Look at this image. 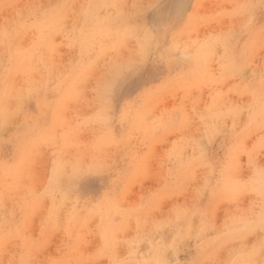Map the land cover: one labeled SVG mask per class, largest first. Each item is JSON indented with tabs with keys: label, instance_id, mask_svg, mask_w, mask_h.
Masks as SVG:
<instances>
[{
	"label": "rangeland",
	"instance_id": "374dc122",
	"mask_svg": "<svg viewBox=\"0 0 264 264\" xmlns=\"http://www.w3.org/2000/svg\"><path fill=\"white\" fill-rule=\"evenodd\" d=\"M263 112L264 0H0V264H264Z\"/></svg>",
	"mask_w": 264,
	"mask_h": 264
},
{
	"label": "bare ground",
	"instance_id": "6f19581e",
	"mask_svg": "<svg viewBox=\"0 0 264 264\" xmlns=\"http://www.w3.org/2000/svg\"><path fill=\"white\" fill-rule=\"evenodd\" d=\"M115 1H116V0H115ZM100 2H101V1H100ZM146 2H147V1H146ZM153 2H154V1H153ZM105 4L107 5L106 2H105V3H103V2L100 3V5H104V6L106 7ZM113 5H114V4H113ZM117 6H118V5H117ZM107 7H108V6H107ZM109 7H110V6H109ZM138 7H139V6H138ZM102 8H103V7H102ZM119 9H120V8H119ZM144 9H145V8H144ZM90 10L94 11L95 9L93 8V9H90ZM112 10H113V9H112ZM114 10H115V9H114ZM116 11H117V10H116ZM116 11H115V12H116ZM71 12H73V11H71ZM108 12H109V11H108ZM117 12H118V11H117ZM138 12H139V11H138ZM100 13H101V12H100ZM126 13H127V12H126ZM97 14H98V13H97ZM124 14H125V13H124ZM118 15H119V14H118ZM126 15H127V14H126ZM94 16H95V15H94ZM110 17L113 18V16H110ZM123 17H124V16H123ZM132 17H133V16H132ZM107 18H109V17H107ZM107 18H106V19H107ZM116 18H117V17H116ZM76 19H77V18H76ZM104 19H105V18H104ZM113 19H114V18H113ZM113 19H112V21H114ZM73 20H74V19H73ZM107 20H108V19H107ZM120 20H121V19H120ZM123 20H124V19H123ZM126 20H127V19H126ZM108 21H109V20H108ZM132 21H133V20H132ZM135 21H136V20H135ZM71 22H72V21H71ZM126 22H127V21H126ZM72 23H73V22H72ZM72 23H71V25H72ZM128 23H129V21H128ZM130 23H133V22H130ZM134 23H135V22H134ZM121 26H124V25L121 24ZM117 27H118V29L121 28V27H119V26H117ZM124 27H125V26H124ZM126 27H127V26H126ZM111 28H112V27H111ZM73 29H74V28H73ZM73 29H72V30H73ZM112 29H113V28H112ZM114 29H117V28L114 27ZM97 30H110V29H109V27H108L106 24L101 23V24H99V25L97 26ZM124 30H125V29H124ZM113 31H114V33H112V34H113V36H114L116 30H113ZM142 31H143V30H142ZM104 32H107V31H104ZM136 32H137V31H136ZM92 33H93V32H92ZM92 33H91V35H92ZM108 33H109V35H110V32H108ZM121 33H123V31H122ZM140 33H141V31H140ZM106 34H107V33H105V35H106ZM141 34H142V33H141ZM99 35H100V34H99ZM105 35H104V36H103V35H102V36L100 35V38H101V37L105 38ZM115 35H116V34H115ZM118 35H119V34L117 33L116 36H118ZM123 35H124V33H123ZM142 35H143V34H142ZM144 35H145V34H144ZM151 35H152V34H151ZM97 36H98V34H97ZM132 36H133V35H132ZM145 36H146V35H145ZM145 36H144V37H145ZM119 37H120V36H119ZM95 38H96V37H95ZM98 38H99V37H98ZM112 38H113V37H112ZM90 39H91V38H90ZM92 39H94V38H92ZM151 39H152V38H151ZM140 40H142V39H140ZM142 41H143V40H142ZM148 41H149V40H148ZM148 41H147V42H148ZM151 41H152V40H151ZM155 41H156V40H155ZM162 41H163V40H162ZM97 42H98V41H97ZM111 42H113V41H111ZM111 42H109V44H108L109 46H110ZM115 42H116V41H115ZM164 42H165V41H164ZM94 43H95V42H94ZM88 44H89V43H88ZM154 44H155V43H154ZM108 45H106V46L109 47ZM113 45H114V44H113ZM145 45H146V44H145ZM75 46H76V44H75ZM95 46H99V45H95ZM95 46H93V47H95ZM106 46H104V47H106ZM114 46H115V45H114ZM153 46H154V45H153ZM101 47H103V46L100 45V49H101ZM104 47H103V48H104ZM110 47H111V46H110ZM139 47H140V46H139ZM143 47H144V46H143ZM154 47H155V46H154ZM171 47H172V46H171ZM83 48H84V46H83ZM98 49H99V47H98ZM164 49H165V48H164ZM92 50H93V49H92ZM101 50H102V49H101ZM139 50H141V49H139ZM167 50H168V49H167ZM84 51H85V50H84ZM87 51H88V49H87ZM168 51H169V50H168ZM102 52H103V51H102ZM83 53H84V52H83ZM83 53H82V54H83ZM85 53H86V52H85ZM106 53H107V52H106ZM77 55H79V54H77ZM90 55H91V54H90ZM91 60H92V59H91ZM91 60H90V61H91ZM98 60H99V59H98ZM114 60H115V59H114ZM94 64L97 65V63H94ZM105 66H106V65H105ZM105 68H106V67H105ZM131 70H132V69H131ZM245 71H246V70H245ZM109 76H111V75H109ZM107 77H108V76H107ZM228 81H229V80H228ZM111 86H112V85L108 86V88L105 89L104 93H106V92L108 93L109 90H110V88H111ZM113 88H115V87H113ZM111 90H112V89H111ZM249 95H250V94H249ZM248 100H249V99H248ZM248 100H247V101H248ZM257 103H259V102H257ZM259 111H260V109H259ZM237 113H238V112H236V114H237ZM263 113H264V112H263ZM217 117H218V116H217ZM260 117H261V116H260ZM256 118H257V117H256ZM230 119H231V118H230ZM216 120H217V119H216ZM234 120H235V119H234ZM236 127H237V126H236ZM261 131H262V130H261ZM248 156H249V155H248ZM234 172H235V171H234ZM255 173H256V175H257L258 171H255ZM253 175H254V174H253ZM256 175H255V176H256ZM260 175H261V174H260ZM260 175H259V176H260ZM262 176H263V174L261 175V178H262ZM256 177H257V176H256ZM256 177H254V178H256ZM261 181H262V180H261ZM261 181H259V182H261ZM257 182H258V180H256V183H257ZM262 182H263V183H262ZM262 182H261V183L264 184V181H262ZM259 185H260V184H259ZM257 186H258V185H257ZM255 187H256V186H255ZM258 189H259V188H258ZM261 189H262V188H261ZM261 189H260V192L263 190V189H262V190H261ZM252 190H253V189H252ZM258 192H259V191H258ZM261 194H262V193H261ZM262 195H263V194H262ZM263 196H264V195H263ZM263 198H264V197H263ZM242 201H243V200H242ZM263 205H264V203H263ZM262 207H263V206H262ZM261 209H262V208H261ZM263 209H264V208H263ZM259 213H261V212H259ZM262 213H263V212H262ZM262 215H263V214H262ZM258 216H260V215H258ZM261 221H262V220H260V222H261ZM263 222H264V221H263ZM263 222H262L260 225H263V227H264ZM173 223H174V222H173ZM247 223H248V222H247ZM238 224H239V223H238ZM234 225H235V224H234ZM232 226H233V225H232ZM256 227H257V226H256ZM201 228H203V227H201ZM253 228H254V227H253ZM258 228H260V226H258ZM258 228H257V229H258ZM242 229H243V228H242ZM242 229H241V230H242ZM245 230H246V227H245ZM263 230H264V229H263ZM263 230H261V232H262ZM244 232H245V231H244ZM261 234H262V233H261ZM237 240H238V239H237ZM259 242H261V241H259ZM211 243H212V242H211ZM125 245H126V244H125ZM259 245H260V244H259ZM262 245H263V244H262ZM260 247H261V246H260ZM260 247H258V249H260ZM239 249H241V248H239ZM235 250H236V249H235ZM243 250H244V249H243ZM253 250H254V249H251V251L248 250V251H249L248 253L252 252ZM255 251H257L256 247H255ZM255 251H254V252H255ZM260 251H262V250H260ZM255 253H256V252H255ZM250 254H252V253H250ZM257 254H258V252H257ZM261 255H262V254H261ZM255 256H256V255H255ZM241 257H242V256H241ZM263 257H264V253H263ZM252 258H253V257H252ZM238 259H240V258H238ZM250 261H251V259H250ZM263 261H264V258H263V260H262L261 262L263 263ZM247 263H248V261H247ZM247 263H246V264H247ZM234 264H235V263H234ZM251 264H252V263H251Z\"/></svg>",
	"mask_w": 264,
	"mask_h": 264
}]
</instances>
